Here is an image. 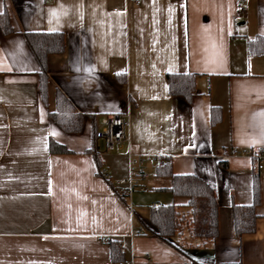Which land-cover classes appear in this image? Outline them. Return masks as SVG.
I'll list each match as a JSON object with an SVG mask.
<instances>
[{"label":"crops","instance_id":"obj_1","mask_svg":"<svg viewBox=\"0 0 264 264\" xmlns=\"http://www.w3.org/2000/svg\"><path fill=\"white\" fill-rule=\"evenodd\" d=\"M237 2L0 0L12 27L0 32V264H264V160L257 170L234 153L264 154V55L247 51L264 38V0H245L239 13ZM27 32L64 37L63 52L46 59L45 100ZM169 73L195 75L189 101L169 95ZM56 90L84 115L80 132L49 118ZM120 112L129 140L104 151L98 120ZM49 140L69 152L50 153ZM129 154L167 157L173 173L212 187L213 242L182 235L178 250L152 234L150 208L186 199L159 189L167 180L151 163L150 190L122 195ZM256 171L255 229L237 237L231 207L251 203ZM101 237L122 244L121 262Z\"/></svg>","mask_w":264,"mask_h":264},{"label":"trees","instance_id":"obj_2","mask_svg":"<svg viewBox=\"0 0 264 264\" xmlns=\"http://www.w3.org/2000/svg\"><path fill=\"white\" fill-rule=\"evenodd\" d=\"M0 32L3 35L12 32L10 20L6 11L0 13ZM25 42L30 49L38 65L39 91L42 100L46 98L48 74L46 59L50 54H59L64 50V37L60 32H27L23 34ZM248 55H264V38L256 37L248 42ZM168 93L171 96H179L189 101L195 92L192 73H169L165 76ZM55 110L49 114V118L65 133L80 132L84 115L78 112L69 99L59 90L55 92ZM218 111V110H212ZM218 118H212L211 123ZM50 153L69 152L62 145L49 140ZM92 157L99 162L97 154ZM225 166V165H224ZM256 167V166H255ZM155 176L167 180L165 187L159 188L169 192L174 197H183L185 204H158L152 206L149 211V229L159 240L182 250L174 241L182 235L190 240L200 242H213L218 234L217 227V201L214 191L200 177L185 173L172 172L167 161L163 166H156ZM259 203V181L257 171L252 176V200L246 205H232V221L234 234L240 237L250 234L255 229V208ZM110 259L113 262L122 261V253L119 252L118 243L111 241Z\"/></svg>","mask_w":264,"mask_h":264},{"label":"built area","instance_id":"obj_3","mask_svg":"<svg viewBox=\"0 0 264 264\" xmlns=\"http://www.w3.org/2000/svg\"><path fill=\"white\" fill-rule=\"evenodd\" d=\"M135 4L139 0H132ZM245 0H238L236 3V13L243 9ZM93 137L95 141H100L104 151L119 149L122 144L128 142V113H108L100 117L96 129L94 130ZM235 154L245 155L255 161L257 170L263 167L264 154L262 149H247L244 151H235ZM167 162V157H153L150 155L135 156L129 154L128 156V175L125 179V188L122 189V195L130 197L134 192H147L150 188L145 184L149 179V173L146 170V164L151 163L155 166H163ZM105 178L109 179L108 174L104 170L99 171ZM156 206V205H153ZM104 244H110V237H101ZM119 252H123L122 244H118Z\"/></svg>","mask_w":264,"mask_h":264}]
</instances>
